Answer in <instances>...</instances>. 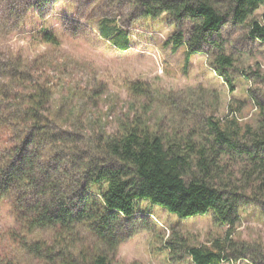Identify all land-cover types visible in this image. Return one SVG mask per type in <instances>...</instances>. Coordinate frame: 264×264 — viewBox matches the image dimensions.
Returning <instances> with one entry per match:
<instances>
[{
    "label": "trees",
    "instance_id": "trees-1",
    "mask_svg": "<svg viewBox=\"0 0 264 264\" xmlns=\"http://www.w3.org/2000/svg\"><path fill=\"white\" fill-rule=\"evenodd\" d=\"M20 1L18 31L24 15L39 10ZM61 1L77 10L74 21L65 20L66 30L82 26L119 52L129 49L127 30L137 22L165 16L175 28L169 41L185 49L186 63L193 54L216 51L213 71L230 91L233 62L217 42L221 28L245 26L250 39L264 43V17L252 20L264 0ZM39 40L60 46L50 33ZM55 68L46 57L29 60L0 48V203H8L14 220L0 236V264H116L126 238L121 230L133 228L136 206L145 201L183 220L212 211L228 230L239 224L240 209L258 205L264 214V106L258 101L255 127L233 117L207 118L197 133L165 135L139 118L115 134L88 133L80 119L70 124L73 115L52 113L61 81H53ZM131 93L149 91L134 84ZM224 241L188 250L192 264L251 256L250 245L237 249Z\"/></svg>",
    "mask_w": 264,
    "mask_h": 264
},
{
    "label": "rangeland",
    "instance_id": "rangeland-1",
    "mask_svg": "<svg viewBox=\"0 0 264 264\" xmlns=\"http://www.w3.org/2000/svg\"><path fill=\"white\" fill-rule=\"evenodd\" d=\"M41 1L31 0L39 10L24 15L18 31L15 16L19 19L24 14L21 1L0 0V48L29 60L46 57L55 61L57 68L51 75L53 81L61 79L51 107L56 118L73 115L70 124L80 119L86 132L108 134L118 132L127 120L139 118L165 135L197 133L207 118L224 121L233 117L256 126V101L264 106V43L250 39L247 27L226 23L217 38L223 55L233 62L228 70L230 91L213 71L216 51L210 48L193 54L186 63L185 49L174 48L169 41L175 28L165 22V16L137 22L127 30L129 49L119 52L82 26H75L73 33L64 28L65 20H75L73 4L46 0L48 6L42 8ZM263 17L264 5L252 20L260 22ZM44 33L55 35L59 48L43 44L39 37ZM134 84L149 93L133 96ZM136 211L133 228L124 225L121 230L126 238L118 247L116 264H192L188 250L209 249L225 239V246L234 244L237 249L250 245L252 254L221 264H250L251 258L264 264V214L258 205L240 209V222L231 230L220 225L212 211L183 220L147 201L139 203ZM13 227L9 205L1 202L0 236Z\"/></svg>",
    "mask_w": 264,
    "mask_h": 264
}]
</instances>
